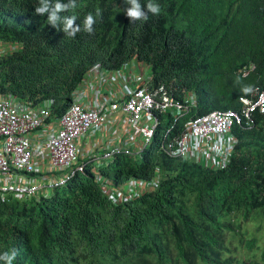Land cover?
I'll use <instances>...</instances> for the list:
<instances>
[{
    "label": "trees",
    "instance_id": "obj_1",
    "mask_svg": "<svg viewBox=\"0 0 264 264\" xmlns=\"http://www.w3.org/2000/svg\"><path fill=\"white\" fill-rule=\"evenodd\" d=\"M150 2L161 13L131 22L126 0H76L60 13L76 17L73 38L35 13L39 0H0V44L11 46L0 54V92L34 108L52 102L58 118L91 70L135 62L188 106L184 121L239 111L240 98L264 91V0H139L145 11ZM252 122L232 128L238 142L226 167H203L157 150L167 114L141 157L117 155L100 170L113 186L159 176L121 205L89 168L47 197L0 198V255L16 249L13 264H264V248L257 258V238L242 232L264 227V114Z\"/></svg>",
    "mask_w": 264,
    "mask_h": 264
},
{
    "label": "built area",
    "instance_id": "obj_2",
    "mask_svg": "<svg viewBox=\"0 0 264 264\" xmlns=\"http://www.w3.org/2000/svg\"><path fill=\"white\" fill-rule=\"evenodd\" d=\"M137 67L132 62L111 71L94 68L58 118L51 116L52 102L35 109L0 96L1 200L47 197L84 172L88 164L98 173L100 157L110 161L117 155L145 151L167 113L171 123L161 134L159 151L203 167L224 168L235 143L229 135L231 128L250 126L255 112L264 114V91L256 90L252 98H240L239 111H213L182 121L188 106L176 101L172 90L155 82L150 73L137 72ZM87 137L92 141L84 161L77 145ZM91 144L99 150L96 155ZM157 181L158 176L130 181L121 188L102 184V190L113 204L120 205L153 189Z\"/></svg>",
    "mask_w": 264,
    "mask_h": 264
},
{
    "label": "clouds",
    "instance_id": "obj_3",
    "mask_svg": "<svg viewBox=\"0 0 264 264\" xmlns=\"http://www.w3.org/2000/svg\"><path fill=\"white\" fill-rule=\"evenodd\" d=\"M126 3L129 5V7H127L125 10H124V12H125V15H126V17L131 21V22H136V21H141V22H146L147 20H148V13H151L152 15H154V16H156V15H159L160 13H161V7L158 5V4H156V3H152V2H150V3H148L147 4V11H145V8L139 3V0H126ZM75 4H76V0H67V3H63V2H61V0H55V2L53 3L52 2V0H51V3H50V0H39V6L38 7H36L35 8V13L37 14V15H39V16H44V15H46L47 16V20H48V22H49V24H51L53 27H57L61 22L63 23V31L67 34V36H69V37H75L76 36V34L80 31V26L79 25H77V24H75V21H76V17L75 16H68V17H64L63 18V20L61 19V16H60V13L61 12H66V11H68L70 8H72V7H75ZM100 14V12H99V9H97V15H99ZM95 22H96V20H95V17L92 15V14H89V15H87L86 17H85V20H84V30L86 31V32H88V33H92L93 32V25L95 24ZM6 48L7 49H9V48H11V46L10 45H5V44H3V43H1L0 44V49H1V51H0V54H3V52L5 53V51H6ZM147 71V70H146ZM151 74V73H150ZM86 78V77H85ZM242 92L243 93H245V94H252L253 93V91H254V88H253V86H251V85H247V86H244L242 89ZM0 96L2 97V98H6V99H9L10 101H15V102H18V103H24V102H19V101H17L15 98H13L11 95H8V94H3V93H1L0 92ZM174 97V96H173ZM243 98V97H242ZM247 99H249V98H247ZM73 101H74V98H73ZM46 102H48V101H45V102H43V104L44 103H46ZM240 103H241V101H240ZM25 105H29L30 107H32V108H34L33 106H31L30 104H28V103H24ZM41 106V105H40ZM39 106V107H40ZM39 107H37V108H39ZM69 107V106H68ZM241 107H242V103H241ZM36 109V108H35ZM241 109V108H240ZM239 109V110H240ZM51 110H52V106H51ZM214 111H220V110H214ZM226 111H233V110H226ZM65 112V111H64ZM63 112V113H64ZM211 112H213V111H211ZM62 113V114H63ZM210 113V112H209ZM255 113H257V112H255ZM168 114V113H167ZM166 114V115H167ZM208 114V113H207ZM166 115H163L162 117H161V123H160V125H159V127L162 125V118L164 117V116H166ZM187 115V114H186ZM185 115V116H186ZM205 115V114H204ZM254 115V114H253ZM51 116L52 117H54L53 115H52V111H51ZM184 116V117H185ZM202 116V115H201ZM197 117H199V116H197ZM190 118H196V117H190ZM190 118H188V119H190ZM183 119V118H182ZM188 119H186V120H188ZM170 123H171V115H170ZM169 123V124H170ZM253 123V122H252ZM168 124V125H169ZM167 125V126H168ZM252 125V124H251ZM250 125V126H251ZM166 126V127H167ZM234 126H238V125H234ZM233 126V127H234ZM239 126H241V125H239ZM242 126H245V125H242ZM232 127V128H233ZM245 127H249V126H245ZM232 128H231V130H230V133H229V135H231V136H233L235 139V143H234V147H235V145L237 144V138L235 137V135H233L232 134ZM159 129V128H158ZM166 129V128H165ZM164 129V130H165ZM164 130L162 131V133L164 132ZM158 132V131H157ZM156 135V134H155ZM228 135V137H230ZM154 138H155V136H154ZM83 139V138H82ZM81 139V140H82ZM153 142H154V140H153ZM80 141H78V145H77V147H78V150H79V155L83 158V160L84 161H87V155H86V149L87 148H85V149H83V150H80L79 149V146H80ZM152 145H153V143H152ZM151 145V146H152ZM90 147H91V151H92V153H94L95 155H96V153H95V150H97L96 149V147L95 148H93L92 147V144L90 145ZM151 147H149V148H147L145 151H143V152H141V153H139V154H135V155H133V156H136V157H141V155H143L144 154V152H146L148 149H150ZM234 149V148H233ZM157 150H158V145H157ZM233 151V150H232ZM231 156V155H230ZM230 159V158H229ZM181 160V159H180ZM111 161H112V159L110 160V161H108L109 163H111ZM182 161H184V160H182ZM88 162H91V163H93V161H91L90 159H89V161ZM185 162H187V161H185ZM109 163H107V164H105L103 167H102V163H99V164H101L100 166V168L99 169H105V168H107V166L109 165ZM191 163H194V162H191ZM195 164H197V163H195ZM199 165V164H198ZM90 169V171L91 172H93L92 170H91V165L90 164H88V167H87V169ZM99 169H98V173L100 172L99 171ZM94 173V172H93ZM98 173H95L94 175L97 177V179H98V181L100 182V185L102 186V184H108L110 187H114V188H121V187H123L127 182H132V181H135L136 182V180H129V181H127V182H125L123 185H120V186H113L112 184H110L108 181H107V179H105V178H103L102 176H101V174L100 175H98ZM156 176H158V175H156ZM159 177V176H158ZM151 180V179H150ZM102 189V188H101ZM102 193H103V190H102ZM104 194V193H103ZM135 198V197H134ZM129 202V201H128ZM125 203H127V202H125ZM122 204H124V203H122ZM115 205V204H114ZM121 205V204H120ZM18 251L16 250V249H12L10 252H8V251H6V252H4L2 255H0V260H2V261H4L5 262V264H13V261L17 258V256H18Z\"/></svg>",
    "mask_w": 264,
    "mask_h": 264
},
{
    "label": "rangeland",
    "instance_id": "obj_4",
    "mask_svg": "<svg viewBox=\"0 0 264 264\" xmlns=\"http://www.w3.org/2000/svg\"><path fill=\"white\" fill-rule=\"evenodd\" d=\"M0 51H1V49H0ZM136 71L137 72H141V68L140 67H137L136 68ZM135 72V71H134ZM136 72V73H137ZM143 72V71H142ZM150 73V71L149 70H147L146 71V73H145V75H148ZM81 141V140H80ZM104 143H105V140L103 141ZM97 152H99V150L97 149V150H95V153H97ZM102 154V150H101V152H100V155ZM132 157H136V156H132ZM99 163H102V167L105 165V164H107V163H109L108 162V159L107 158H101L100 157V159H99ZM101 169H99V171H100ZM101 173L99 172L98 173V175H100ZM246 228V227H245ZM247 229V231H245V229L244 230H242V232H243V234L245 235V238H248V239H252V238H254V237H256L255 239H256V248H255V255H256V257L258 258L259 257V252L258 251H256V250H258V249H260V248H264V227H261V230L260 231H257V225L256 224H249L248 225V227L246 228ZM245 249H244V247H243V245L241 246V248H240V250L238 251V254H237V256L238 257H243L244 255H246V253H244L243 254V251H244ZM250 254H252V255H254L253 253H250Z\"/></svg>",
    "mask_w": 264,
    "mask_h": 264
},
{
    "label": "crops",
    "instance_id": "obj_5",
    "mask_svg": "<svg viewBox=\"0 0 264 264\" xmlns=\"http://www.w3.org/2000/svg\"><path fill=\"white\" fill-rule=\"evenodd\" d=\"M92 140L90 139V137H87V138H83L80 142V146H79V149L80 150H83L85 149L91 142Z\"/></svg>",
    "mask_w": 264,
    "mask_h": 264
}]
</instances>
